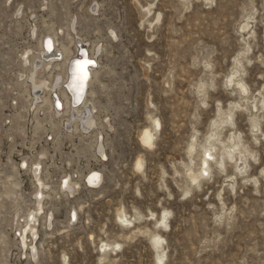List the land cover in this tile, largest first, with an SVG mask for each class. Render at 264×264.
<instances>
[{
  "label": "rangeland",
  "instance_id": "374dc122",
  "mask_svg": "<svg viewBox=\"0 0 264 264\" xmlns=\"http://www.w3.org/2000/svg\"><path fill=\"white\" fill-rule=\"evenodd\" d=\"M53 30L60 41L71 31L76 41L84 38L91 46L96 40L101 47L93 82L99 109L93 110L102 122L95 130L66 125L57 135L46 109L22 108L32 98L21 86L23 53L36 51ZM72 47L77 54L75 42ZM58 61L51 69L65 78L68 59ZM233 102L241 106L227 119ZM37 115L43 125L36 131ZM152 115L161 127L150 149L140 133ZM98 129L107 130L108 157L90 144ZM212 142L217 159L204 171V146ZM46 145L43 175H49L50 189L44 202L54 208V220L48 226L40 216L34 258L22 252L15 223L34 205L33 176L16 165ZM140 156L141 172L135 167ZM91 169L102 172L98 187L85 182ZM191 171L203 176L194 180ZM68 172L79 182L74 194L58 188ZM72 208L79 213L75 221L69 219ZM121 210L135 217L133 225L119 219ZM165 210L168 225L159 222ZM154 233L162 236L164 264H264V0H0V264H159ZM103 241L121 247L104 256Z\"/></svg>",
  "mask_w": 264,
  "mask_h": 264
},
{
  "label": "bare ground",
  "instance_id": "6f19581e",
  "mask_svg": "<svg viewBox=\"0 0 264 264\" xmlns=\"http://www.w3.org/2000/svg\"><path fill=\"white\" fill-rule=\"evenodd\" d=\"M43 1H45V0H43ZM93 9H95V7L92 8V10ZM149 11H150V8H149ZM46 22H48L47 18H44V23H46ZM35 25L31 26V31H32L33 35L37 36L38 32H37ZM72 26H73L74 30L77 28L76 27V20L73 21ZM54 33H55L54 37L40 38V40L38 41L36 51H35V49H32V50L28 49L27 52L23 53L24 60L26 61V64L24 66L25 72L21 73L22 77L25 78V79L23 78L24 81L22 80L23 81L22 84H24V85H21V86H22V88H23V86L25 87L23 89V91L25 90L26 92H28V95L32 96V98L29 99L27 96V102H26L27 104L26 105L23 104L22 108L24 107L25 110L29 111V109L31 107H33V105H34L35 110L38 112H41L42 109H44V111L47 110L46 111L48 113L47 119L50 122L51 121L54 122L53 127H54V130L57 132V135L60 133L62 128L65 127L66 125H67L68 129H70V130L73 129L76 131V130L82 128L83 130L89 131L91 128H93L95 126L97 127L98 122L99 123L102 122L100 120L98 121V116H99L98 112L99 111L96 110L98 112L94 113V110H93L94 107L99 109L98 105L94 101V99H95L94 96H96L95 95V93H96L95 89L96 88L94 87L93 82L98 78V74H99V70L96 69L97 66L99 65V59L97 57V54L101 50V47L98 46V43L96 42V40H93L91 42V46H89V43L87 44V41L84 38L78 39L76 41L75 37L73 36V33L71 31H69V33L67 34V36L70 37L69 40H67V41H62V40L60 41V39L57 38V36L59 35L58 32L54 31ZM112 34H114V31H112ZM74 42L76 43L77 54H76V52H73V49H72L73 48L72 44ZM32 52H33V54H31ZM60 58L63 60L68 59V64H67L68 68L66 71V77L65 78L63 77V75H55L54 70H53L54 68L61 65V62L58 61V60H60ZM239 61L240 60L238 58L237 62H239ZM51 67L53 69H51ZM237 67H238V65H237ZM235 69H236V66L234 67V70L232 71L231 75L229 76V79L231 82H235V80H236L235 74H236L237 70H235ZM47 71H50L48 77L45 76L46 74H44ZM85 73L87 74L86 76H85ZM237 83L240 85V88L242 91H245V92L248 91V86L244 81L238 80ZM26 84H29V86ZM104 87H105V85H104ZM22 94H23V92H22ZM24 97H25V95H24ZM97 99H99V98H97ZM38 101H41V103H39ZM28 103H29V105H28ZM100 104H101V102H100ZM105 106H107V105H105ZM238 106L239 107L241 106V104L238 102L231 103L230 109L226 114L228 116L227 119L231 118L234 108L238 107ZM107 107H109V106H107ZM20 109L18 111H21ZM104 110H107V109H104ZM18 111L16 112L17 114H18ZM16 113H13V114L15 115ZM64 113H68V117L66 119L63 117ZM222 114H223V112H222ZM103 115H104V113L102 114V116ZM106 115L107 114H105L104 119H105ZM17 116H18V118H22L24 116V114H23V112H19V114ZM25 116H27V115L25 114ZM39 116L37 115L36 117H34L35 122H34L33 126H34L36 131H37V129L39 130V128H41V126L43 125V120L41 118H39ZM42 116H43V114H42ZM26 119H27V117H26ZM224 120H225L224 117H223V119L215 120L214 125L218 126ZM150 121H151V123L147 127H145L144 129L141 130L140 141H141L142 145L146 146V148L148 147L151 149L155 145L157 133L161 127V120H160V117L152 115ZM101 125H102L101 127L103 128L102 123H101ZM25 126L26 125L20 126V129H21L20 131H24ZM110 126L112 127L113 125L110 123ZM95 129L93 128V130H95ZM70 130H69V132H70ZM105 131H107V130H105ZM105 131H102V129L96 130L94 139H93V137L91 139V136L89 135V137L92 141L90 139L89 140L91 141V143H90L91 146L94 147V150H95L94 152L100 154L101 156L108 157L107 154L105 153V144H104L105 139H104V135H103V132H105ZM41 133L42 132H40V134ZM66 135L71 137L70 140H72L74 138L72 133H70V134L67 133ZM80 135H79V137H80ZM214 135H215V131H212L210 136H214ZM34 136H32V137H34ZM39 136H41V135H39ZM234 136H236V135L234 134ZM34 139H37V138H34ZM25 140H27V139H25ZM38 140L40 141V139H37L36 141H38ZM61 140H62V138H61ZM76 140H78V139H76ZM80 141H82V140H80ZM31 142H32V140H31ZM55 142H56V140H55ZM77 143H78V141H77ZM77 143L74 142V145ZM83 143H84V141H83ZM17 144H18V142H17ZM17 144H16V146H17ZM87 145H88V147H87ZM87 145L85 147L89 148L90 147L89 144H87ZM34 146L33 147L31 146V147L35 148ZM58 146H59V144H58ZM13 148H14V146H13ZM15 148H17V147H15ZM61 148L62 147H60L59 149H61ZM78 149H80V148L77 147V150ZM82 149H84V146ZM195 149H196L195 143L194 144L192 143L190 152H193V150H195ZM214 149L216 150V144L214 142L209 143V145L204 146V155H203V161H202L203 165L205 164L204 167L202 166L204 171H208L211 168V165H212V163L210 164L211 158L217 155V154L215 155ZM235 149H237L236 146L233 149H231V148L225 149L222 152L221 159L218 160V162H220L222 164L221 160H224V158L227 157L226 154H228V153L232 154V152ZM84 150H87V149H84ZM89 150H90V148H89ZM77 152L79 153V150ZM48 153H49V148L47 147V145L43 146V149H40L38 151L37 156L34 159L24 158L21 160L19 165H16L19 167L22 166L23 168H25V170L30 169L32 171V173L31 172H29V173H31L30 175L33 176L32 182L34 183L33 194L35 196V202H32V203H34V205H33V207H31L29 212L27 211V215L26 216L24 215V219H21V217L23 215L18 216L17 219L15 220L16 221L15 223H17L19 225V228H20V231H19L20 232L19 233L20 238L18 239V241H19V246H20L22 252L25 251L26 255H30L34 258H37L39 256V247L37 245V243H38L37 240L40 237L39 236L40 230H38V225L40 223V216L44 215V218L46 220V225H48V226H51L53 223V220H54V210H53L54 208L47 210L48 207L45 208L46 204L44 202V198L49 194V189H50V184L48 181L49 175L48 174H45V176L43 175V168H44L43 167V164H44L43 159H44V156H47ZM74 153H76V152H74ZM52 155H55V154H52ZM86 155H88V154H86ZM76 156H77V154H76ZM77 157H76V159H77ZM73 159H75V157ZM216 159H217V156H216ZM144 162H145L144 159L140 156L135 163V167L137 168V170L139 169L140 172H141V169L144 168ZM71 163H72V161L70 160L69 164L71 165ZM145 165H146V163H145ZM17 172H19V171H17ZM24 172H26V171H24ZM21 174H22V172H21ZM82 174L85 175L84 172H82ZM52 176H53V174H52ZM102 176L103 175H102L101 171L91 169L85 175V182L88 185V187L89 186L90 187H98L100 185L101 180H102ZM190 176L193 177L194 180H198V176H203V172L199 171L198 174H195L194 171H191ZM21 179L22 178H20V180ZM58 179H59V177H58ZM17 183L18 182H16V185L18 186L19 184H17ZM80 184H81V182H80ZM53 186H55V185H53ZM78 187H79L78 180L77 179L74 180L73 173L68 172L67 174L65 173V175L62 176L58 188H60V190H63V191H70V192H72V194H74L76 192V190L79 189ZM54 188H56V187H53L52 189H54ZM17 189L15 188L16 191H17ZM52 191H54V190H52ZM20 192H21V190H20ZM68 194H70V193L68 192ZM54 195H56V194H54ZM20 196H18V197H20ZM18 197H16V198H18ZM13 203H15V202H13ZM169 213H170L169 211L165 210L163 218L159 220V222L161 224L166 223L168 225ZM16 214L17 213L14 214V217H13L14 219H15ZM78 218H79V213H78L77 208H72V210L70 211V214H69V219L72 221V220L78 219ZM134 218L132 216H130L125 210H121V212L119 213V219L122 222L126 223V225L127 224L133 225L134 220H135ZM10 219H12V217ZM41 221H43V219ZM151 239L154 243L153 245H155L154 247H156L161 252L159 255V264H164V255H165L164 253H165V251L162 248L163 247L162 246V236L157 234V233H154L152 235ZM103 242L104 243L102 245V249L104 250L103 252H105L104 256H105L108 249H118L119 247H121V243H119V242H116V243H108L105 241H103Z\"/></svg>",
  "mask_w": 264,
  "mask_h": 264
},
{
  "label": "snow or ice",
  "instance_id": "6c2138e0",
  "mask_svg": "<svg viewBox=\"0 0 264 264\" xmlns=\"http://www.w3.org/2000/svg\"><path fill=\"white\" fill-rule=\"evenodd\" d=\"M87 74L85 73V76H86Z\"/></svg>",
  "mask_w": 264,
  "mask_h": 264
},
{
  "label": "built area",
  "instance_id": "2783aa9c",
  "mask_svg": "<svg viewBox=\"0 0 264 264\" xmlns=\"http://www.w3.org/2000/svg\"><path fill=\"white\" fill-rule=\"evenodd\" d=\"M76 219H74V221H75Z\"/></svg>",
  "mask_w": 264,
  "mask_h": 264
}]
</instances>
